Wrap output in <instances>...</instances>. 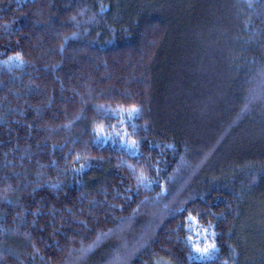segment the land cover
<instances>
[{
    "label": "trees",
    "instance_id": "trees-1",
    "mask_svg": "<svg viewBox=\"0 0 264 264\" xmlns=\"http://www.w3.org/2000/svg\"><path fill=\"white\" fill-rule=\"evenodd\" d=\"M0 264H264V0H0Z\"/></svg>",
    "mask_w": 264,
    "mask_h": 264
},
{
    "label": "snow or ice",
    "instance_id": "snow-or-ice-1",
    "mask_svg": "<svg viewBox=\"0 0 264 264\" xmlns=\"http://www.w3.org/2000/svg\"><path fill=\"white\" fill-rule=\"evenodd\" d=\"M127 111H128L129 118H131V116L133 114L137 113L139 110L137 108L133 107L131 109H128ZM121 124H123V120L121 121ZM95 131H96L97 135L104 134V128L102 125L97 126ZM116 135L120 136V138L122 140L125 139V137L129 136V134L127 132H124L123 134H121L119 131L116 132ZM127 143L129 144L130 147L138 150L139 145H138L137 141L128 140ZM144 179H146V178L143 177V175H141V177H140L141 182H143ZM188 220L191 223V222H195L196 218L189 216ZM209 227H211V225ZM204 232H205L204 240H208L209 239L208 230L205 229ZM210 235H211L213 242L212 243H204L203 246H201L200 242H193L191 237L188 238V243L191 245L192 251L197 253L200 258H209V257L213 256L217 250L216 244L214 242V238H215L216 233L213 231V232H211Z\"/></svg>",
    "mask_w": 264,
    "mask_h": 264
}]
</instances>
